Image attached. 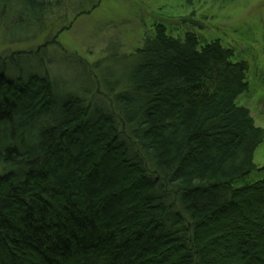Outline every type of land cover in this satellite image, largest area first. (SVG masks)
Masks as SVG:
<instances>
[{
  "label": "trees",
  "instance_id": "trees-1",
  "mask_svg": "<svg viewBox=\"0 0 264 264\" xmlns=\"http://www.w3.org/2000/svg\"><path fill=\"white\" fill-rule=\"evenodd\" d=\"M102 1L0 0V27L34 39ZM124 58L76 91L45 65L0 72V264H264V179L237 186L264 143L238 103L249 63L162 25Z\"/></svg>",
  "mask_w": 264,
  "mask_h": 264
},
{
  "label": "rangeland",
  "instance_id": "rangeland-1",
  "mask_svg": "<svg viewBox=\"0 0 264 264\" xmlns=\"http://www.w3.org/2000/svg\"><path fill=\"white\" fill-rule=\"evenodd\" d=\"M15 22L13 16L5 30L0 27V72L14 79L21 73L43 71L45 65L61 89L71 91L80 85L94 87L89 66L100 61L106 60L99 72L101 79L114 82L123 77L129 65L124 56L141 48L156 26L166 27L175 38L193 33L201 46L219 40L235 52V61L249 63L250 89L238 103L250 109L256 125L264 128V0H103L91 14L72 24L49 23L34 39L36 29H19ZM65 26L69 30L61 32ZM24 39L29 41L17 42ZM49 41L56 45L45 54L12 59L18 53H34ZM255 163L261 171L237 186L264 179V143Z\"/></svg>",
  "mask_w": 264,
  "mask_h": 264
}]
</instances>
